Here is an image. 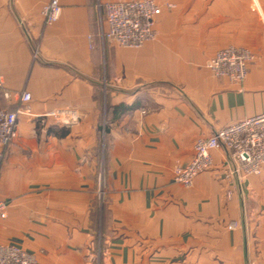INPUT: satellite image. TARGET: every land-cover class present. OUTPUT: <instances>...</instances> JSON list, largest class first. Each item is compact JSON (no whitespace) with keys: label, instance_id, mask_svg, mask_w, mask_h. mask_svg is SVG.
<instances>
[{"label":"crops","instance_id":"crops-1","mask_svg":"<svg viewBox=\"0 0 264 264\" xmlns=\"http://www.w3.org/2000/svg\"><path fill=\"white\" fill-rule=\"evenodd\" d=\"M58 1L44 26L50 0H0V107L30 97L0 172V246L38 264H264V172L239 185L214 151L190 188L173 182L197 140L264 113V0H155L139 49L100 43L97 3L118 0ZM229 46L255 57L241 84L206 69Z\"/></svg>","mask_w":264,"mask_h":264},{"label":"built area","instance_id":"built-area-1","mask_svg":"<svg viewBox=\"0 0 264 264\" xmlns=\"http://www.w3.org/2000/svg\"><path fill=\"white\" fill-rule=\"evenodd\" d=\"M171 8V6H168ZM98 27L101 45L111 44L120 48L139 49L156 38L155 20L161 7L155 0H118L98 2ZM61 14L58 0L50 2L41 10L44 26L55 23ZM32 60L38 59V45L32 44ZM254 55L244 48L229 46L218 50L207 62L206 69L217 79L241 84L248 74V66ZM0 96L10 101L12 94L3 91L0 78ZM30 97L26 92L17 96L19 106L15 111L0 107V172L6 154L16 137L19 116L30 115L25 104ZM65 113L53 112L49 117H63ZM224 151L229 168L226 178L235 177L242 184L248 177H258L264 172V113L247 118L215 132L208 139H199L193 145L189 162L177 165L173 170V182L190 188L194 179L211 169V153ZM103 192L99 194L102 195ZM7 204L0 202V220L6 219ZM0 264H38L36 258L22 249L0 246Z\"/></svg>","mask_w":264,"mask_h":264},{"label":"rangeland","instance_id":"rangeland-1","mask_svg":"<svg viewBox=\"0 0 264 264\" xmlns=\"http://www.w3.org/2000/svg\"><path fill=\"white\" fill-rule=\"evenodd\" d=\"M98 173H99V175L97 177V192L99 194L101 192H103L102 195H100V196L98 194V197L100 198V201H101L104 198V183H105L103 168H101Z\"/></svg>","mask_w":264,"mask_h":264},{"label":"trees","instance_id":"trees-1","mask_svg":"<svg viewBox=\"0 0 264 264\" xmlns=\"http://www.w3.org/2000/svg\"><path fill=\"white\" fill-rule=\"evenodd\" d=\"M118 109H122L121 107H118Z\"/></svg>","mask_w":264,"mask_h":264}]
</instances>
